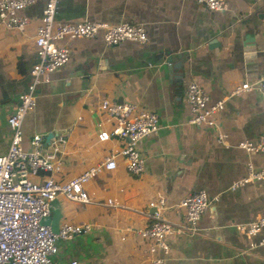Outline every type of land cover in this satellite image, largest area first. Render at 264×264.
I'll return each instance as SVG.
<instances>
[{
    "label": "crops",
    "instance_id": "crops-1",
    "mask_svg": "<svg viewBox=\"0 0 264 264\" xmlns=\"http://www.w3.org/2000/svg\"><path fill=\"white\" fill-rule=\"evenodd\" d=\"M224 1L225 10L215 12L195 0H58L56 21L140 22L147 41L109 46L101 39L74 40L69 61L37 87L35 108L23 120V148L31 150L33 135L53 132L51 140L63 141H57L60 180L100 163L123 145L117 137L100 139L114 125L99 109L103 98L156 112L160 129L139 144L141 174H129L119 158L114 170L85 185L89 202L58 199L60 224L92 229L58 241L56 262L147 264V245L137 232L152 220L149 202L164 198L163 218L178 224L184 219L179 201L204 190L218 200L199 219L197 235L167 238L166 264H264V245L250 244L264 239V228L249 236L240 227L264 213V178L239 183L249 165L264 167V151L238 145L256 144L264 134V97L256 83L264 73V0ZM43 6L38 1L25 10L31 22L24 31L0 28V156L11 142L7 118L31 79ZM182 52L183 68L172 69L168 56L177 62ZM191 81L212 102L224 101L216 128L189 123L184 89ZM245 82L253 89L231 95ZM44 148L52 146L44 142Z\"/></svg>",
    "mask_w": 264,
    "mask_h": 264
},
{
    "label": "built area",
    "instance_id": "built-area-1",
    "mask_svg": "<svg viewBox=\"0 0 264 264\" xmlns=\"http://www.w3.org/2000/svg\"><path fill=\"white\" fill-rule=\"evenodd\" d=\"M41 1L44 6L36 26L34 45L36 61L30 69V82L19 96L18 104L7 118L11 130V142L5 154L0 156V264H60L54 260L58 251V241L71 240L75 235L88 232L91 224L63 222L55 233L43 220L49 216L50 203L59 198L68 201L87 203L90 201L85 185L103 172L117 167L121 158L126 171L139 175L144 170L145 159L139 144L160 129L156 112L141 108L130 102H119L109 98L100 101L99 109L107 118L114 121L110 132H101L100 139L117 137L123 145L110 153L100 163L68 180H60L62 161L58 142L51 140L52 148H44L45 136L33 135L31 150L23 148V120L36 105L37 87L48 82L51 74L65 65L70 58L71 43L77 39H101L106 45L116 46L124 41L143 44L147 41V31L140 22H120L108 24L97 21L61 22L56 21L58 0H0V28L22 32L31 19L25 10ZM208 10L222 12L226 8L224 0H195ZM260 94L264 97V73L256 81ZM252 85L240 83L231 95L240 96ZM184 96L190 110L189 123L195 126L216 128L217 114L224 101L212 102L206 90L197 82L186 84ZM221 138V136H219ZM239 147L248 152L264 151V134L256 144L240 142ZM42 174V178L40 175ZM264 178V167L254 170L248 166V177L239 183ZM218 197L210 198L204 190H197L183 197L178 207L184 211L182 223H173L163 218L159 209L166 207L164 198L149 202L155 209L150 215L151 222L138 230V236L147 245V264H166L169 254L167 238L173 234L195 236L198 234V221L210 209ZM111 204V200L108 201ZM249 236H254L264 228V213L247 225H241ZM251 246L264 245V239ZM68 264H79L72 260Z\"/></svg>",
    "mask_w": 264,
    "mask_h": 264
},
{
    "label": "water",
    "instance_id": "water-1",
    "mask_svg": "<svg viewBox=\"0 0 264 264\" xmlns=\"http://www.w3.org/2000/svg\"><path fill=\"white\" fill-rule=\"evenodd\" d=\"M185 54L186 52L179 53L177 54V57L181 58L182 56H186ZM174 60H175L174 54H170L167 58V62L171 65L172 69L183 68V65L186 60H184L183 58H181V60L177 62H174ZM53 137H54L53 132L48 133L45 136V142L49 143L50 139ZM61 217H62V214H61V210L59 206V201L58 199H55L50 203L49 216L43 220V223L48 224L51 227V230L56 233L58 231Z\"/></svg>",
    "mask_w": 264,
    "mask_h": 264
}]
</instances>
